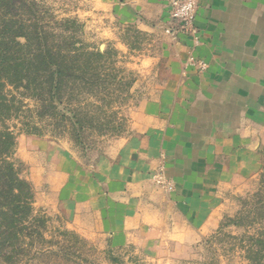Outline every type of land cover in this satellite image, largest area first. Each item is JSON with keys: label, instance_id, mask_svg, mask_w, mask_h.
Returning <instances> with one entry per match:
<instances>
[{"label": "rangeland", "instance_id": "374dc122", "mask_svg": "<svg viewBox=\"0 0 264 264\" xmlns=\"http://www.w3.org/2000/svg\"><path fill=\"white\" fill-rule=\"evenodd\" d=\"M26 1L37 4L42 27L55 36L50 43L99 51L105 59H93L90 92L75 101L95 121L81 144L69 124L50 113L42 116L40 103L25 90L6 89L16 116L0 123V131L14 134L8 160L31 184L35 222L19 220L15 237L0 249V264H260L256 252L264 255V248L255 241L264 243V146L254 177L234 178L224 186L214 221L196 234L160 192L168 194L159 179L150 193H158L167 226L165 237L155 242L109 235L93 216L55 194L68 180L61 175L71 163L84 170L97 167L101 174L102 156L112 142L143 135L166 119L185 78L186 57L162 18L166 0L141 2L137 24L117 14L126 0ZM95 72L103 75L100 85Z\"/></svg>", "mask_w": 264, "mask_h": 264}, {"label": "crops", "instance_id": "0c3cea01", "mask_svg": "<svg viewBox=\"0 0 264 264\" xmlns=\"http://www.w3.org/2000/svg\"><path fill=\"white\" fill-rule=\"evenodd\" d=\"M144 1L158 0H126L117 6L118 16L139 23ZM169 3L162 11L167 27ZM196 26L198 44L186 35L176 38L186 57L185 78L166 119L143 135L112 142L102 156L101 174L97 167L84 170L71 163L61 175L68 180L55 189L62 201L93 216L109 235L149 242L165 237L159 195L150 193L160 177L172 185L168 194L160 192L185 226L201 232L214 221L222 188L234 178H253L259 167L264 0H198ZM190 56L205 61L208 69L190 66Z\"/></svg>", "mask_w": 264, "mask_h": 264}, {"label": "trees", "instance_id": "16d2710c", "mask_svg": "<svg viewBox=\"0 0 264 264\" xmlns=\"http://www.w3.org/2000/svg\"><path fill=\"white\" fill-rule=\"evenodd\" d=\"M40 14L35 3L0 0V123L16 116L15 102L6 95V89L12 86L25 90L40 103L42 116L50 113L52 118L69 124L76 142L81 144L82 136L95 121L88 108L75 101L90 92L93 59L102 62L105 54L50 43L55 36L42 27ZM94 76L100 85L102 73L95 72ZM14 146V134L0 131V249H5L9 238L15 237L20 219L35 222L31 184L8 160ZM255 242L264 248V243ZM256 255L255 262L263 264L262 250Z\"/></svg>", "mask_w": 264, "mask_h": 264}, {"label": "built area", "instance_id": "2783aa9c", "mask_svg": "<svg viewBox=\"0 0 264 264\" xmlns=\"http://www.w3.org/2000/svg\"><path fill=\"white\" fill-rule=\"evenodd\" d=\"M198 11V0H172L169 11V24L167 32L175 39L179 35H186L193 39L195 44L199 43V31L196 26ZM188 64L196 68L199 72H205L208 64L194 56L188 58ZM159 184L168 192L173 191L172 185L159 178Z\"/></svg>", "mask_w": 264, "mask_h": 264}]
</instances>
